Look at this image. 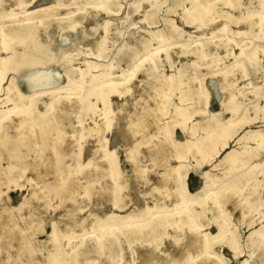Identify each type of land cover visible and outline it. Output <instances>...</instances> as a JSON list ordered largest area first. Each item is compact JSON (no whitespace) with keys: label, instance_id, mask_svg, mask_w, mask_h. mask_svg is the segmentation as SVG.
<instances>
[{"label":"rangeland","instance_id":"rangeland-1","mask_svg":"<svg viewBox=\"0 0 264 264\" xmlns=\"http://www.w3.org/2000/svg\"><path fill=\"white\" fill-rule=\"evenodd\" d=\"M56 1L26 0V7L46 8ZM154 1L155 5L151 6L147 0H110L111 13L101 6L87 7L79 14L76 27L65 16L67 5L58 8L59 16L41 11L43 20L37 21L36 35L49 47L54 59L37 67L49 68L54 77H59L61 87L71 75L76 79L84 77L92 90L78 116L71 113V94L62 92L54 103L42 96L38 101L40 112L51 115L60 112L64 132L59 141L60 164L64 165L61 174L67 178L72 172L76 198L57 207L56 199L47 203L33 193L32 181L27 179L33 173L28 168L17 186L11 182L8 189L7 183L3 184L5 192L0 196V209L10 206V213L23 217V223L30 221V211L33 218L41 219L45 230L37 235L35 244L45 254L51 247L53 222L60 218L62 225L70 219L84 223L83 232L88 233L73 239L79 248L85 244L82 238L90 239L102 233L104 227L108 230L118 226L124 247L132 244L128 247L129 255L137 263L142 260L137 258V251L148 241L174 247L175 241L183 236L178 228L182 219L174 199L160 191L157 179L164 167L183 162L186 198L193 200L191 208L200 213L204 232L211 237L215 235L220 218L233 210L219 239L211 238L214 250L226 264H264V0H236L235 5L227 3L229 0H199L205 6L211 5L214 12L199 27L186 21L191 0ZM3 7L16 10L21 19L25 16L19 0H0V9ZM223 12L231 18L226 30L221 29L226 18ZM261 14L262 27L256 24L251 28V19L257 22ZM107 20H110L108 40L98 55L95 51ZM91 28L95 29L93 33ZM162 37L168 38L165 43L170 45L169 56L164 50L156 55L157 73L181 84L180 89L171 92L166 115L167 120L174 122L173 137L178 144L167 154L153 156L149 145L139 142L141 135L133 128L145 107L153 103L148 74L142 68L134 74L133 69L139 64L143 68L148 66V59L156 54ZM198 46H202L204 53L201 58L194 52ZM15 48L22 51L23 45L17 44ZM254 49L256 53L251 57ZM8 52L1 49L0 56ZM32 71V66L23 65L19 71L7 72L1 83L0 108L14 106V101H7L13 76L12 83L24 92V77ZM111 81L120 83L117 88L111 87L106 97L98 86ZM204 95H207L206 109L200 112ZM20 118L14 112L6 121L9 135L19 134ZM225 131L229 136L222 137ZM49 139L51 143L57 141L53 137ZM223 141H227L224 147ZM206 144L219 150L209 162L198 151V145ZM49 148L50 144L45 142L38 150L45 157ZM230 150L234 151L233 155L226 157ZM105 151L117 163V170L111 176L95 167V160ZM130 152L137 158V168ZM180 152H186L182 160L177 157ZM233 156L237 157L235 162ZM2 163L8 165L7 159L3 158ZM228 182L243 188V197L251 201L250 207L233 209L232 201L214 204L213 191ZM116 201L125 206L117 207ZM180 202L183 205L179 197ZM75 203L79 210L63 217L64 208L72 209ZM6 217L7 214L2 218ZM232 239L236 248L231 244ZM16 246V240L3 238L0 225V264L8 255H19L21 262H27L31 254L18 253ZM117 257L115 253L107 264L112 261L117 264ZM102 261L105 262L104 256L96 260Z\"/></svg>","mask_w":264,"mask_h":264},{"label":"bare ground","instance_id":"bare-ground-1","mask_svg":"<svg viewBox=\"0 0 264 264\" xmlns=\"http://www.w3.org/2000/svg\"><path fill=\"white\" fill-rule=\"evenodd\" d=\"M78 1L84 2L82 5L77 6ZM147 1L151 6L155 5L154 0ZM191 2L192 6L185 14L186 21L195 23V26L199 27L203 25V20L206 17H210L211 13H214L213 8L211 5H203L199 0H191ZM19 3L25 13L22 19L19 18L17 11L14 9L6 10L5 7L0 9V50L9 51L7 55L0 56V90L2 80L8 71H19L23 65L32 66L34 71L30 72L28 77H24L23 81L26 82L24 92L12 83L15 79L13 76L7 101H14V106L0 108V196L5 192L2 187L4 183H7L8 189L11 188V182H14L15 186H17L21 177L25 176V170L31 168L33 176L27 177V179L32 181L31 188L33 193L42 197L47 203L51 202L52 199H56L58 203L55 206L57 207L63 205L67 200L75 201L76 179L72 172L70 176L67 175V178L64 174H61V168L64 165L60 164L61 150L59 149V141H62L64 132L60 112H55L52 115L42 113L38 110V101L42 96L48 97L50 103H54L62 92L71 94L73 95V99L70 100L71 113L78 116L85 105L87 96L92 90L87 86V80L84 77L76 79L72 78L71 75L68 77L67 84L61 87L58 84L59 77H54L49 68L44 66L41 68L37 67L38 64H45L54 59L49 47L38 40L36 35L37 21L43 18L40 16L41 11H46L48 15L59 16L58 8L61 5H67L69 10L65 16L72 20V27H76L80 22L79 14L86 10L87 7L96 8L101 6L108 13H111V5L110 0H72L68 3L58 0L50 7L29 10L26 7V0H19ZM227 3L235 5L237 1L229 0ZM223 14L226 15V18L221 29L226 30L231 18L227 12H223ZM253 20L251 19V28L256 24L259 25V28L262 27V14L259 17V21ZM109 23L110 20L103 23L104 35L95 51L98 55H100L99 50L106 45L108 40ZM94 30V28H91L90 32L93 33ZM167 39L165 37L160 39V43L155 50L156 54L148 59L149 64L147 67L143 68L139 64L133 69L134 74L139 68H142L148 74L147 83L153 103L145 107L137 122L133 123V128L137 134L141 135L139 142L147 143L153 156L156 154H167L178 144L173 137L174 122L167 120L166 115L171 92L180 89L181 84L176 83L172 77L157 73L156 55L164 50L166 55L169 56L170 45L165 43ZM17 44L23 45L22 51L15 48ZM194 52L198 53V58L204 55L202 46H198ZM255 53L256 49L252 51L251 57ZM238 65L242 69L244 68L243 64L239 63ZM119 83L116 81L106 84L101 83L98 86V90L103 91V94L107 97V91H111V87L117 88ZM206 97L207 95H204L201 98L203 100L200 104V112L206 109ZM14 112L20 114L21 124L19 126V134L11 136L7 133L6 121ZM77 119L79 122V117ZM108 119L107 117L106 123ZM224 136H229L227 131L222 132V137ZM51 137L57 141L54 143L49 142ZM76 137L78 138V134ZM45 142L50 144V148L48 154L44 157L38 147L45 144ZM226 144L227 141H223V147ZM23 146L26 147L23 148ZM101 150H105L103 145ZM198 151L201 153L203 160L207 162L211 161L219 152L217 149L213 150L211 144L198 145ZM233 153L234 151L230 150L225 156L230 157ZM129 156L134 158L135 167L137 168V158L134 152H130ZM177 157L182 160L186 157V152L177 153ZM3 158L7 159L8 165L5 166L2 163ZM236 159L237 157L233 156L234 162ZM183 165L184 163L180 162V164L174 166H166L157 176L160 191L168 193L169 197L174 199V204L181 215L182 223L178 228L183 231V236L177 240L178 242L175 241L176 246L174 247H165L164 245L148 241L142 250L137 251V258L139 259L140 257L142 259H139L141 263L139 261L135 263L136 259L129 255L131 249H128V247L132 244H129L126 248L124 247L123 236L118 226L108 230H105L106 227H104L102 233L94 234L90 239L82 238L81 242L85 244L84 247L79 248L80 245L73 244V239L78 234L88 233L87 231L83 232V222L79 223L78 220L70 219L62 225L60 224V218L53 222V230L50 234L51 247L49 252L45 254L42 248L35 244L37 235L45 230L41 219L33 218V213L30 211V221L26 222L23 220V223V217L13 215L10 213L12 208L4 205L0 209L2 236L3 238L11 237L17 241L16 251L18 253L29 252L31 254L25 264H107L110 259L114 258L115 253L118 256L117 264H226L222 255L214 250V243L211 238L219 239L222 230L228 224L229 214L233 210L230 209L227 216L220 218L218 223L219 231L215 235L211 237L208 232H204L203 224L199 221L200 213L194 212L193 208H191L194 204L193 200L186 198ZM95 167L101 169L105 175L111 176L117 170V163L113 155L105 151L95 160ZM86 172L90 173L89 170ZM243 195V188L236 186L235 182H228L222 188L214 190L212 198L215 205H223L227 201H232L233 209L250 207L251 201L244 198ZM179 197L183 205H181V202L179 203ZM115 205L117 207L125 206L121 201H116ZM75 210H79L76 203L72 209L64 208L62 216H67L75 212ZM6 214L7 217L2 218ZM89 216L87 215V218ZM12 221L13 225L11 224ZM89 236L92 235L89 234ZM231 244L236 248L234 239L231 240ZM35 254L39 255L34 256ZM99 256H104L105 262H96ZM20 258L21 256L19 255H8L4 257L2 264H24ZM114 263L115 261H112L110 264Z\"/></svg>","mask_w":264,"mask_h":264}]
</instances>
